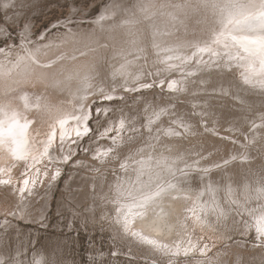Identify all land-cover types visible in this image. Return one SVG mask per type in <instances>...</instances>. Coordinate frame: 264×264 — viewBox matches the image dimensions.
Instances as JSON below:
<instances>
[{"label": "bare ground", "instance_id": "obj_1", "mask_svg": "<svg viewBox=\"0 0 264 264\" xmlns=\"http://www.w3.org/2000/svg\"><path fill=\"white\" fill-rule=\"evenodd\" d=\"M131 1L134 12L130 14ZM12 2L14 6L5 9L0 0L5 20L15 23L27 17L21 15L38 0ZM112 2L105 6L111 8ZM116 2L115 10L106 12L103 7L95 21L69 17L53 22V30H43L38 39L30 36L29 28L19 37V48L10 38L5 53H0V125L8 130L15 114L26 125L24 139L31 154L27 161L0 163L9 172H0V179L10 176L12 180L0 184V253L11 257L9 264H33V257L40 254L51 264H81L69 251L71 241L76 240L49 243L47 249L40 247L31 254L36 249L31 246L32 230L24 229L19 221L32 228L43 221L46 210L42 207L52 197L51 188L75 155L73 144L77 146L84 138L76 137L73 130L61 141L60 121L67 119L64 128L75 129L71 116L90 115V102L98 100L103 103L97 107L98 137L83 149L82 158L72 160L76 170L65 189L68 201L60 200L58 214L64 217L68 212L67 221L99 224L110 234L113 254L102 255V264H264V243L246 238L252 230L256 232V221L264 215V195L258 191L264 189V177L256 170L251 174L253 170L245 167L251 159L243 157L244 152L259 155V149L264 158L262 61L235 47L231 51L239 58L229 60L223 45L212 44L215 32L229 20L264 11V0ZM11 8H19L15 16H8ZM133 14L138 21L131 26L135 37L129 35L125 23ZM23 25L31 26V22L26 20ZM6 27L0 26V41L9 35ZM241 28L236 35L248 32L247 25ZM195 33L200 36L195 38ZM98 35H102L99 41ZM133 39L144 49L142 54L132 47ZM206 44L219 55L199 52ZM169 48L173 51L162 50ZM169 55L191 59L162 63ZM12 57H16L14 61L9 60ZM168 64L175 67L167 70ZM250 68L255 71H248ZM170 81H177L176 90L168 89ZM141 84L153 86L142 88ZM162 109L163 115L156 119L155 113ZM150 119L154 121L151 125ZM170 129L180 134H165ZM6 130L0 137L8 136ZM101 130L105 135L101 136ZM223 135L228 136L227 141ZM215 136L221 146L207 147ZM50 137L49 157L34 162L31 156L42 153ZM229 145L232 154L218 157ZM236 146L238 153L234 154ZM0 149L2 156L7 146ZM92 149L95 153L87 159ZM104 152L108 154L98 155ZM66 156L69 159L64 162ZM236 161L247 177L234 175ZM210 163L223 173L218 182L203 177ZM57 171L59 175L52 180ZM196 175L199 182L194 183ZM30 178L37 183L28 185L30 192L21 193L23 180ZM158 187L165 192L139 206ZM5 220L7 227L3 226ZM35 231L32 234L39 236ZM21 240L25 244L18 245ZM175 252L179 254H171Z\"/></svg>", "mask_w": 264, "mask_h": 264}, {"label": "rangeland", "instance_id": "obj_2", "mask_svg": "<svg viewBox=\"0 0 264 264\" xmlns=\"http://www.w3.org/2000/svg\"><path fill=\"white\" fill-rule=\"evenodd\" d=\"M108 1L109 0H38L37 3H33L31 6L26 7L23 15H21V16H27V17H21L20 20L15 23H13L12 21L5 20L3 7L0 3V26H4V25L7 26L6 28L8 30V33L11 36V38L15 40L14 41L16 42L15 48L17 49L21 46L19 37H21V35L24 33L22 29L24 28L23 24L26 20L31 22L30 36L35 37V39H38L44 33V31L53 30V28L51 27H52L53 22H56V21L60 22L61 20H66L69 17H72L75 19L80 18V17H85L86 18L84 20L85 22L91 19L95 21L96 17L101 13L103 7H105V5L108 4L107 3ZM133 5H134V2L131 1L129 9H128V12L130 11V14L134 12L132 11L134 9ZM71 6H74L75 9L72 10ZM11 9L13 12L11 11ZM11 9L9 10L10 15L8 14V16H15L17 14L16 11L19 10V8L18 9L11 8ZM86 25H85V28H87ZM92 27L93 26L89 28V31L91 32L94 31V27L93 28ZM13 29H15V31H13ZM96 30H97L96 33L98 34L100 31V28ZM55 33L56 31L53 32V34ZM190 35H192V33ZM195 35H196L195 38L200 36L198 33H195ZM101 36L98 35L97 37L98 41L101 40L100 38ZM195 38H193V40ZM1 40L2 41H0V46L4 48L6 44L3 41V39ZM191 42L192 40L190 41V43ZM6 43H9V39L7 40ZM15 58L16 57H12L9 60L14 61ZM101 103L102 101L96 100L95 102H90L89 104L90 106L89 109L91 113L89 115L88 123L90 124L92 128V129L90 128L92 132L90 131V133L87 135V137L89 136L88 138L84 136L83 139H80L77 146H75L76 144H73V146L76 147V153L64 166L62 174L54 182V185L51 188L53 190L52 197L49 203H46V205L42 207L44 211L46 210V213H44L45 215L43 216L44 217L43 221H40L41 224L39 223L38 225H34L32 228V227L25 226L28 224V222L19 221V224L21 223L20 225L23 226L24 229H28L27 231L32 230L31 235H30L31 237L30 240L32 243L31 246L32 248L36 246V249H34V251L31 250V254L39 250L40 247L47 249L49 246V243H52L53 245L57 242L62 243V241H65V240H76L77 241V242L71 241L69 251L71 250L73 252L72 257H77V260L75 262H79V263L81 262V264H102V261H103L102 255H105L104 257L107 258V256H111L113 254L112 251H110V248H112L113 246V244H111L112 237H110L109 233L106 234L105 232H103L102 230L103 228L101 229L99 227V224L94 226V225H89L90 223L87 225L85 222H82V225H83L82 226L81 223L78 222L77 220L71 219L73 220L72 222L67 221L68 218L66 216L68 215V212H67V215L64 217L58 214V210L61 207L60 200L66 198V201H68L66 197L65 189L73 175V172L76 170V167L74 166L76 162L74 163V161L72 160L76 157H78L79 159L82 158L83 157L82 155L84 154L83 149H85V147L88 145L90 141H92V139H95L98 137L99 130L96 129V120L98 119L97 117H98L99 112L97 110V107ZM3 126L4 125H0V133L5 132V130L7 129V127L2 128ZM6 131L8 132V130ZM101 132L102 130L100 131V133ZM219 132H222L221 134H224L225 128L219 130ZM113 136L114 134L112 135V137ZM223 136L225 137V141H227L228 136L227 135H223ZM3 137H4L3 139H8V136L3 135ZM26 139H27V136H26ZM206 140L205 138H202V141L205 144H207ZM212 140L214 142H211V144L208 143L207 147H212V145L221 146L222 141L219 142L217 136H215ZM209 141H211V139H209ZM183 142H186V140L184 139ZM4 146H7V144H5ZM99 148H101V145L99 146ZM230 150H231L230 145L225 146L223 148L224 154L222 152L223 155L220 153L218 157H224L227 155L229 157L232 154ZM92 151H93L92 154H88L86 156L87 159L88 158L92 159V156L95 153V149H92ZM234 152H235L234 154L238 153L237 146ZM248 154H249L248 152H244L243 157L247 158L248 160L251 159L250 160L251 163H247L249 165H246L245 167L253 170L251 174H254L257 171L256 174H260V177H264V158H263V155L261 154V151H259L258 149L259 155L250 153L253 157L248 156ZM125 157L126 156L122 157L120 161L124 159ZM84 159H85V155H84ZM71 161L72 163H70ZM215 169L216 167L213 166L212 163H210L209 166L206 168L207 173L204 172V175H203L204 179L208 178L209 180H212L213 182H218L220 179H222L221 176H223V173L222 172L220 173L219 171H215ZM240 169H241V165L237 163V161L234 162L233 170H232L234 175H237L238 173H242L243 175L246 174L245 176L247 177V172H242L243 170H240ZM196 178L193 179L194 183L199 182V179H198L199 177H197V175H196ZM73 183L77 184L75 183V181ZM71 223H73L76 226V228L72 229L70 225ZM59 225H62V228H59L58 227ZM1 228H2V225L0 224V231H1ZM33 230H38L35 232H39L40 235L34 236L32 234ZM248 235L250 236H246V238H248L249 242L254 241L256 243V241H258L257 234L254 230H252ZM47 239H48V242H47ZM94 240L96 241V244H97V246L95 247H93ZM20 244H25V242L21 240V242H19L18 245ZM118 247L121 248L120 245H118ZM90 251L93 254H90L89 253Z\"/></svg>", "mask_w": 264, "mask_h": 264}, {"label": "snow or ice", "instance_id": "obj_3", "mask_svg": "<svg viewBox=\"0 0 264 264\" xmlns=\"http://www.w3.org/2000/svg\"><path fill=\"white\" fill-rule=\"evenodd\" d=\"M3 7L5 9H8L10 6H14L12 0H2ZM118 7V4L116 0H113L111 8L108 6H105V11L108 12L110 10H115ZM141 10L147 12V7L141 6ZM137 18L135 17V14H133L132 17H130L128 20L125 21L127 25H129V35L135 37V33L132 31L131 26L135 25L137 23ZM241 25H247L248 30L252 31L254 33H257L253 36H239L236 35L235 32L237 29L243 30L241 28ZM30 28V25H25L22 31H27ZM15 31V29H13ZM0 35H3L0 33ZM10 35H4L3 41L6 43L8 39H10ZM212 44L214 45H223L225 49V55H227L229 60L238 59V56H234L231 49L233 47L237 49H242L244 52L249 53L250 55L259 56L260 60L262 61V70H264V11L258 12L254 16L246 17L243 20L236 19V20H229L227 24L222 26V29L220 31L215 32V35L212 37ZM132 47L136 48L141 54L143 53L144 49L139 48L138 43L135 39L132 40ZM153 47L155 48H161V45L153 43ZM182 47V46H181ZM165 52H172V49H162ZM199 52H211L213 56H218L219 53H217L212 47L209 45H205L204 47L198 48ZM0 53H5V49L0 48ZM195 55V53L193 54ZM180 60L181 63H185L188 59H191L190 57H180V56H167L166 61H161L162 63H167V61L170 60ZM123 67V66H122ZM175 66L168 64L167 70H172ZM248 71H255V68H250ZM85 81L87 80V77H84ZM139 79V77H137ZM164 81L161 80L160 86L163 87ZM176 84L177 81H170L168 82L167 86L169 90H176ZM153 85L150 84H141L140 87L142 88H148L152 87ZM181 91L183 89H180ZM107 99H111V97H106ZM164 110L162 109L159 113H155V118L159 119L161 115H163ZM71 118L76 122L75 129H66L64 128V125L68 124L67 119H62L60 121L61 124V131H60V140L63 141L66 137L71 135V131H75L76 137L81 136H87L90 128L87 126L86 122L89 120V115L81 112L79 115L73 114ZM12 122L8 126V139H3L0 137V147H3L5 144H7V149L4 152L2 156H0V163L8 164L11 161H27L29 159V156L31 155L26 147V140L24 139V132L26 125H21L18 120L15 119V114H13L11 118ZM154 121L149 120V125H151ZM120 127H123V121H121ZM82 129V130H81ZM110 131V130H106ZM165 134H171V135H179V132H173L171 129L168 130ZM105 135V133H101V136ZM52 138H49L48 146L45 147L44 151L42 153H39L38 155H32L31 158L34 162H39V159L41 157H49V151L48 148L51 146ZM108 153L104 152L98 155H104L106 156ZM69 159L68 156L64 157V162H67ZM123 167V165H122ZM0 172H3L5 175H9V172L7 168H0ZM47 175V173H45ZM59 175V172H55L51 175V179L55 180L57 176ZM12 180L9 176L8 179H0V184H11ZM37 183V179L30 178V179H24L23 180V186L19 188V191L21 193H24L26 191L30 192V189L28 188V185L31 184L35 186ZM169 188L173 187V185H168ZM260 192V195H264V189L258 190ZM165 192V189L163 187H158L157 191L152 194L150 197H146L145 201L141 203L139 206L143 207V205H146L149 200H152L154 197H159ZM13 214L14 213H9ZM128 215H131L129 212ZM197 220L199 221V217H197ZM4 227H7V220L4 222ZM247 226V225H246ZM128 227V219L126 215L125 220V229L127 230ZM256 232L258 234V239L261 241V243H264V215H262L255 224ZM147 243H155L154 241L146 240ZM170 251V250H169ZM187 252V249L185 250ZM172 255H178V252L171 253ZM11 257L6 256L3 253H0V264H9ZM33 264H51L48 257H46L43 254H40L38 256L33 257Z\"/></svg>", "mask_w": 264, "mask_h": 264}, {"label": "water", "instance_id": "obj_4", "mask_svg": "<svg viewBox=\"0 0 264 264\" xmlns=\"http://www.w3.org/2000/svg\"><path fill=\"white\" fill-rule=\"evenodd\" d=\"M248 32H245V33H243V35L244 36H253V35H255V34H257V33H254V32H252V31H249V30H247ZM260 60V59H259ZM261 61V60H260Z\"/></svg>", "mask_w": 264, "mask_h": 264}]
</instances>
